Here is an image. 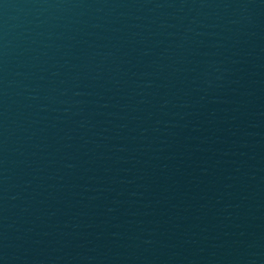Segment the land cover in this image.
I'll use <instances>...</instances> for the list:
<instances>
[{
	"label": "water",
	"instance_id": "obj_1",
	"mask_svg": "<svg viewBox=\"0 0 264 264\" xmlns=\"http://www.w3.org/2000/svg\"><path fill=\"white\" fill-rule=\"evenodd\" d=\"M0 264H264V0H0Z\"/></svg>",
	"mask_w": 264,
	"mask_h": 264
}]
</instances>
